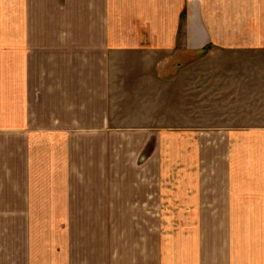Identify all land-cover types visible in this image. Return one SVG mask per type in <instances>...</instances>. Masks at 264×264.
<instances>
[{"label":"crops","instance_id":"0c3cea01","mask_svg":"<svg viewBox=\"0 0 264 264\" xmlns=\"http://www.w3.org/2000/svg\"><path fill=\"white\" fill-rule=\"evenodd\" d=\"M49 255L264 264V0H0V264Z\"/></svg>","mask_w":264,"mask_h":264},{"label":"rangeland","instance_id":"374dc122","mask_svg":"<svg viewBox=\"0 0 264 264\" xmlns=\"http://www.w3.org/2000/svg\"><path fill=\"white\" fill-rule=\"evenodd\" d=\"M162 60H164L162 58ZM196 104H201L200 102L196 103ZM199 115V114H198ZM220 120H222V118H219ZM218 118H205V117H194V118H187L188 121H190V125L191 126H194V127H201L202 125H206V124H209L211 122L214 123V125H216L215 123L219 122ZM184 120V119H182ZM225 121H227L228 123L230 124H234V125H241L243 126L244 124H250V123H254L256 122V120H259V119H250V118H243V117H239V118H234V117H231V118H224ZM162 123L166 126L170 125V119H168V117L166 116H163L162 117ZM203 136H200L198 138H196L195 140H192L190 141L191 143L195 144V145H198L199 142L200 143H203V139H202ZM214 142V137H212V139L210 140V144ZM199 147V145H198ZM212 152V150H211ZM54 260L53 257L51 255H49L48 257V264H53L54 263Z\"/></svg>","mask_w":264,"mask_h":264}]
</instances>
